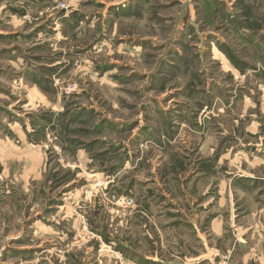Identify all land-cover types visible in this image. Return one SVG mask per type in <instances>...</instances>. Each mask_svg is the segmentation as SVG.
Segmentation results:
<instances>
[{
    "label": "rangeland",
    "instance_id": "1",
    "mask_svg": "<svg viewBox=\"0 0 264 264\" xmlns=\"http://www.w3.org/2000/svg\"><path fill=\"white\" fill-rule=\"evenodd\" d=\"M0 264H264V0H0Z\"/></svg>",
    "mask_w": 264,
    "mask_h": 264
},
{
    "label": "bare ground",
    "instance_id": "2",
    "mask_svg": "<svg viewBox=\"0 0 264 264\" xmlns=\"http://www.w3.org/2000/svg\"><path fill=\"white\" fill-rule=\"evenodd\" d=\"M216 51H217V50H216L215 48H213L212 52H213L214 54L216 53ZM92 187H93V186H92Z\"/></svg>",
    "mask_w": 264,
    "mask_h": 264
}]
</instances>
